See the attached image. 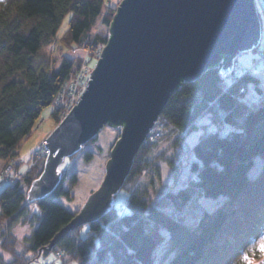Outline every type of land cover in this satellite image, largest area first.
Wrapping results in <instances>:
<instances>
[{"label": "trees", "instance_id": "16d2710c", "mask_svg": "<svg viewBox=\"0 0 264 264\" xmlns=\"http://www.w3.org/2000/svg\"><path fill=\"white\" fill-rule=\"evenodd\" d=\"M115 11L110 0H0V158L4 162L20 155L43 109L54 104L63 83L83 64L85 57L69 56L65 49L80 46L93 51L106 44L109 33L95 28L100 19L109 28ZM69 13L68 28L58 36ZM52 46L61 50L58 63L40 56L43 48ZM222 66L183 81L161 113L186 133L206 113L212 124L230 126L226 133L209 130L199 137L188 177L153 202L138 190L139 182L124 210L114 204L89 223L87 236L80 233L82 225L76 227L54 251L68 252L67 258H76L78 264H154L164 241L170 254L166 264H249L253 256L262 254L258 242L264 229V99L251 104L241 91L250 80L256 82L253 73L226 75ZM58 114L55 106L60 123ZM154 145L150 138L141 145L123 188L135 185L143 169L156 167V161H150ZM92 156L86 153L87 158ZM257 157L263 164L251 176ZM44 166L45 161L39 162L0 192V234L14 255L9 261L0 255V264H30L77 213L57 199L72 196L65 188L66 172L51 193L28 201V189ZM69 180L74 184L78 177L74 173ZM203 196L223 201L206 210L199 203ZM189 207L202 208L201 215L188 218ZM18 219L36 223L22 252L16 251L10 229ZM28 251L33 257L27 256Z\"/></svg>", "mask_w": 264, "mask_h": 264}, {"label": "water", "instance_id": "95a60500", "mask_svg": "<svg viewBox=\"0 0 264 264\" xmlns=\"http://www.w3.org/2000/svg\"><path fill=\"white\" fill-rule=\"evenodd\" d=\"M262 24L256 0H122L109 38L81 100L48 135L49 155L28 200L51 193L62 180L61 164L105 125L121 127L100 187L40 250L47 256L70 230L106 214L124 186L141 145L173 92L259 45Z\"/></svg>", "mask_w": 264, "mask_h": 264}, {"label": "rangeland", "instance_id": "374dc122", "mask_svg": "<svg viewBox=\"0 0 264 264\" xmlns=\"http://www.w3.org/2000/svg\"><path fill=\"white\" fill-rule=\"evenodd\" d=\"M121 1L122 0H110V3L116 5L117 9L119 5L118 3ZM256 5L262 24V40L257 47L246 50L236 57L233 70L243 66L245 68L244 70L242 69L240 74L253 73L255 75L257 79L256 82L250 80L246 84V87L243 86L241 88V91H243L245 99L249 103L259 105V103L263 102L261 100L264 99V0H256ZM71 15L72 14L69 13L65 16L58 31V36H61L68 28ZM95 31L106 35L110 31V27L108 28V26L103 24L100 19L97 23ZM86 50L87 49L80 46H74L70 50L65 49V52H67L69 56L87 57L94 68L98 58L92 56L91 54L87 56L88 52H86ZM60 51V49L54 48V46L45 47L42 49L40 56L45 57L49 61L52 59L56 60L58 63L60 61ZM228 82L232 83V79H228ZM54 112V104H50L43 109L31 135L23 141L20 147V155L18 156L23 159H28L31 156L33 149H35L41 141L47 139L48 135L57 127L59 123L54 115ZM158 119H160V121H158ZM163 119L167 118L162 117L160 114L156 120L158 124H156L155 121L154 126L147 136V138H150L151 141H153V133L157 130H162L160 131V138L155 143L154 149H152L153 153L150 155V161L152 164L156 161V167L143 169L141 177L135 185L127 184V188L122 187L114 195L113 206L115 204L119 207V209L124 210L127 206L128 198L141 181L142 182L140 183L138 190L140 192L143 191L146 197H149L152 202L163 197L168 188L178 187V184H181L188 177L190 162L194 158L193 146L198 141L199 137L209 130L219 129L223 133H226L230 129L228 124H223V127L212 124L210 115L206 113L197 120L196 127L192 131L185 133L184 136L178 137L172 136L170 133L171 130H166V128L168 129V127H170V122H168L165 126L161 125L160 122ZM121 131V127H115L108 124L105 125L99 131L94 141L90 143L87 142L86 148L79 150L74 155L67 156L61 164L60 169L62 171V177L65 172L67 173V178L64 182L65 188L71 192L72 196L68 197L67 195H61L57 199L71 211L79 212L84 202L87 200L89 193H93L100 187L106 174V161L111 157V149L118 137L121 136ZM87 152L93 153L92 158L86 157ZM47 157L39 159L35 165L41 161L46 162ZM262 164L263 159L257 157L254 166L250 170V175L255 176L258 174ZM3 166L4 162L0 164V171ZM74 173L77 175L78 181L73 184L69 180V176ZM7 185V182L0 177V192ZM199 200L198 201L203 209L212 210L223 201V198L220 197L215 199V197L203 196ZM201 210L202 208L198 210L195 209V211H193V207H189V210H187V216H189L188 218H194L195 213L198 214V216L201 215ZM35 226L36 223H31L22 219H18L11 224V235L13 236L12 238L15 239V249L17 252H22L26 249L28 237L31 235ZM89 230V223H85L80 227V233L83 237L88 235ZM164 234L168 235L166 231H164ZM260 235L261 237L258 244L261 249H263V252L258 257L253 256V259H251L249 264H264V229ZM5 246L4 238L2 237V234H0V255L7 261L12 260L14 257L13 252ZM168 253L167 242L164 241L156 250L154 264H166L168 258L170 257V254ZM67 254L68 252L60 258L56 254V251L52 249L47 256H42L40 253L38 257L31 260L30 264H78V260L76 258H67ZM27 256L33 257V252L28 251Z\"/></svg>", "mask_w": 264, "mask_h": 264}, {"label": "built area", "instance_id": "2783aa9c", "mask_svg": "<svg viewBox=\"0 0 264 264\" xmlns=\"http://www.w3.org/2000/svg\"><path fill=\"white\" fill-rule=\"evenodd\" d=\"M105 44L98 45L93 51L88 50L87 56L91 53L92 56L98 57L103 51ZM240 66L237 69L238 73L244 70L245 67ZM94 70L93 66L90 63V60L86 57L83 64L75 71H73L69 78L63 83L60 90L58 91L56 98L54 100V104L58 109V115L60 122L67 116L69 111L73 108L75 104H77L82 96L81 94L87 87L89 80L91 79V73ZM160 121V119H158ZM168 119L161 120V125L165 126L168 123ZM156 124L157 121H156ZM157 127V126H155ZM167 131L171 130L172 136H184L186 131L181 130L174 126L171 123L170 127ZM162 131V130H160ZM159 130L153 133L152 140L153 142H157L161 135ZM47 140L41 141L35 149L31 152V156L28 159H23L20 156H16L11 158L0 171V177L9 184H14L17 181L21 180L31 169L35 166L39 159L46 158L49 153V148L46 146ZM60 258L63 257L61 255H65L66 252L58 251L56 253Z\"/></svg>", "mask_w": 264, "mask_h": 264}, {"label": "bare ground", "instance_id": "6f19581e", "mask_svg": "<svg viewBox=\"0 0 264 264\" xmlns=\"http://www.w3.org/2000/svg\"><path fill=\"white\" fill-rule=\"evenodd\" d=\"M261 40H262V36H261V39H260V42H261ZM259 42V43H260ZM86 52H88V50H86ZM263 52V51H262ZM102 53V52H101ZM88 54V53H87ZM242 54V53H241ZM100 56H101V54L97 57L98 58V60H99V58H100ZM236 61V60H235ZM98 62V61H97ZM97 64V63H96ZM96 66V65H95ZM95 68V67H94ZM229 73H233V75H239V73H238V71H237V69H232V71L231 72H229ZM63 121V120H62ZM172 138V137H171ZM87 147V144H84V145H82V147H81V149H83V148H86ZM80 149V150H81ZM4 164H5V162H4ZM60 251V250H59ZM58 252V250L56 251V253ZM64 252H66V251H64ZM61 256H63V255H61Z\"/></svg>", "mask_w": 264, "mask_h": 264}, {"label": "crops", "instance_id": "0c3cea01", "mask_svg": "<svg viewBox=\"0 0 264 264\" xmlns=\"http://www.w3.org/2000/svg\"><path fill=\"white\" fill-rule=\"evenodd\" d=\"M3 162H4L3 159L0 158V164L3 163Z\"/></svg>", "mask_w": 264, "mask_h": 264}]
</instances>
